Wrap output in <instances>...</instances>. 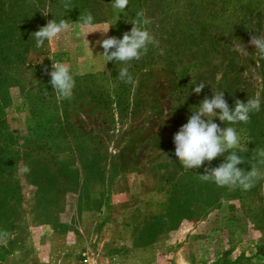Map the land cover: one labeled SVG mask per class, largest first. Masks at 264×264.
Here are the masks:
<instances>
[{
    "label": "rangeland",
    "instance_id": "1",
    "mask_svg": "<svg viewBox=\"0 0 264 264\" xmlns=\"http://www.w3.org/2000/svg\"><path fill=\"white\" fill-rule=\"evenodd\" d=\"M142 9L159 44L126 84L97 41L122 38ZM85 12L111 26L89 45ZM53 19L70 29L37 48L32 33ZM253 35L264 37V0H129L120 16L112 0H0V264H264V180L249 191L202 181L230 153L189 170L173 142L213 92L230 108L259 94L248 124L214 118L250 141L238 167L251 170L264 148ZM53 61L71 68V99L49 83Z\"/></svg>",
    "mask_w": 264,
    "mask_h": 264
},
{
    "label": "clouds",
    "instance_id": "2",
    "mask_svg": "<svg viewBox=\"0 0 264 264\" xmlns=\"http://www.w3.org/2000/svg\"><path fill=\"white\" fill-rule=\"evenodd\" d=\"M129 5V0H112V7L117 15L125 12ZM64 8L69 10V3H64ZM81 29H91L84 33L85 39L88 34L100 31L107 35L111 26L106 30H98L94 24V17L91 12H85L79 17ZM151 19L146 16L145 10H139L135 13L132 20L130 31L123 33L122 38L111 36L100 41L97 44L103 48L101 54L107 62H120L123 66L119 68L118 79L126 84H134L136 80L129 71L132 61H139L147 55L149 46H158L159 42L149 31ZM70 29L68 20L61 19L57 22L55 19L49 20L47 24L38 31L32 33L35 37L36 47H43L45 41L52 42ZM87 41V39H86ZM88 45L89 42L87 41ZM249 43L255 46L256 52L261 59H264V37L253 35ZM246 51V49H245ZM54 93L58 99H71L76 81L72 75L69 65L63 62L53 61L52 70L49 72ZM205 83L195 84L191 91L199 95L205 88ZM261 101L259 94L256 97L247 99L243 102L236 99L234 108H230L227 100L224 98V91L213 92L212 98L205 97L198 105L195 111H191V116L187 123L183 124L174 134L173 142L175 145L174 155L186 169H198L205 162H211L226 152L230 153L225 157L224 162L214 168H205L204 174L199 175L202 181L214 182L219 187H228L230 190L240 188L243 191H249L259 180H264V148H258L252 154L251 170L244 171L238 165L245 163L244 156L239 153L248 152L246 142L243 141L235 127H220L214 122L217 118L221 122H228L229 125L237 123L248 124L250 114L259 112ZM248 162V161H247ZM249 163V162H248ZM24 172L30 169L25 166Z\"/></svg>",
    "mask_w": 264,
    "mask_h": 264
},
{
    "label": "trees",
    "instance_id": "3",
    "mask_svg": "<svg viewBox=\"0 0 264 264\" xmlns=\"http://www.w3.org/2000/svg\"><path fill=\"white\" fill-rule=\"evenodd\" d=\"M41 27H42V25L39 24V25H38V29H40ZM9 28H10V27H9ZM9 28H8V29H9ZM9 33H12V32H9ZM12 34H13V33H12ZM22 47H23V46H22ZM24 47H25V46H24ZM21 49H22V48H21Z\"/></svg>",
    "mask_w": 264,
    "mask_h": 264
}]
</instances>
